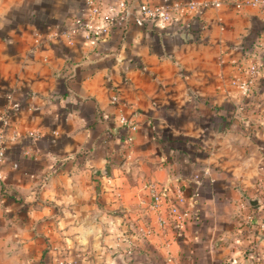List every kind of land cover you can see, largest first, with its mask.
I'll use <instances>...</instances> for the list:
<instances>
[{"label": "crops", "instance_id": "0c3cea01", "mask_svg": "<svg viewBox=\"0 0 264 264\" xmlns=\"http://www.w3.org/2000/svg\"><path fill=\"white\" fill-rule=\"evenodd\" d=\"M100 1L112 26L93 44L66 35L86 0H0V264H264L229 228L264 196V6L159 29L140 0ZM149 180L193 200L183 233H139Z\"/></svg>", "mask_w": 264, "mask_h": 264}, {"label": "built area", "instance_id": "2783aa9c", "mask_svg": "<svg viewBox=\"0 0 264 264\" xmlns=\"http://www.w3.org/2000/svg\"><path fill=\"white\" fill-rule=\"evenodd\" d=\"M90 8L88 18L77 17L74 19L66 30L69 37L82 33L87 40L95 44L102 34L109 31L112 22L106 18L101 20L103 15V4L99 0H86ZM235 9L241 10L246 5L264 6V0H225ZM223 0H175L172 2L154 3L150 0H140V13L136 16V22L140 25L146 22L152 23L159 29H165L170 25L179 23L195 24L199 20L201 14L210 7L221 6ZM119 5L126 13L130 14V8L135 7V0L128 4V0H120ZM261 73L258 64L253 63L249 67V75L246 80L241 83V87L245 95L250 94L251 85L254 79ZM117 97H114L116 99ZM1 118L4 123V130L11 125V117L7 110L3 111ZM119 122L125 125L128 130H135L138 124L124 115L119 117ZM129 140L132 139L130 135ZM6 155V143L4 134H0V161ZM148 193L152 198V207L157 212L156 222L139 228V233L149 235L155 231H164L167 226L175 224L177 234L183 233L189 217V207L193 204V200L187 201L186 195L182 189L172 190L168 185L159 183L155 180H149L147 183ZM196 194V193H195ZM182 205L186 208L182 209ZM260 209L259 218L256 223L264 230V208L263 201L258 206Z\"/></svg>", "mask_w": 264, "mask_h": 264}, {"label": "rangeland", "instance_id": "374dc122", "mask_svg": "<svg viewBox=\"0 0 264 264\" xmlns=\"http://www.w3.org/2000/svg\"><path fill=\"white\" fill-rule=\"evenodd\" d=\"M258 194V193H257ZM257 196V195H256ZM259 196V195H258ZM260 197V196H259ZM263 198V204H264V196ZM246 205V211L243 212L239 211L236 216L237 221L234 225H229V228L231 229L233 233V237L241 239L239 242H237V246L239 248H243V250H246V252L251 251L252 249L255 250L256 248L259 249L258 251H262L264 253V242L257 240V234H260L261 229L260 225L256 223V220L259 218L260 209L256 207L255 211L253 210L254 207L250 210L249 207ZM264 208L261 209V211ZM250 210L249 212H247ZM232 227V228H231ZM235 238V239H236ZM235 239L233 240L235 242Z\"/></svg>", "mask_w": 264, "mask_h": 264}, {"label": "water", "instance_id": "95a60500", "mask_svg": "<svg viewBox=\"0 0 264 264\" xmlns=\"http://www.w3.org/2000/svg\"><path fill=\"white\" fill-rule=\"evenodd\" d=\"M102 173L104 174H108L109 173V167H106L105 169H102ZM262 202L261 197H259L258 195L252 198H248V203L251 206H258L260 205ZM261 238H264V231L262 233H260ZM119 264H130L128 261H126L124 256H120L119 255Z\"/></svg>", "mask_w": 264, "mask_h": 264}, {"label": "trees", "instance_id": "16d2710c", "mask_svg": "<svg viewBox=\"0 0 264 264\" xmlns=\"http://www.w3.org/2000/svg\"><path fill=\"white\" fill-rule=\"evenodd\" d=\"M258 206H259V205H258ZM258 206H253V207L255 208V207H258Z\"/></svg>", "mask_w": 264, "mask_h": 264}]
</instances>
